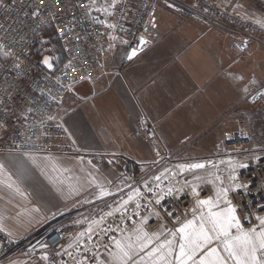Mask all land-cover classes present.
<instances>
[{
  "label": "built area",
  "instance_id": "built-area-1",
  "mask_svg": "<svg viewBox=\"0 0 264 264\" xmlns=\"http://www.w3.org/2000/svg\"><path fill=\"white\" fill-rule=\"evenodd\" d=\"M33 2L34 0H23L22 7L20 0H17L14 5L11 4V0H5L7 6H0V24H3L5 28L20 27L16 21L18 18H23L22 11H28L27 5ZM55 2L56 0H47L49 7L41 12L40 17L23 18L24 26L20 29L19 35L25 36L24 42L15 43L11 38L0 39V42L7 46L5 51L10 49L13 53V55L5 56L0 52V109L5 107L8 109L6 113L0 111V121L7 125L6 128L0 129V153L10 152V149L18 146L19 152L83 154L84 151L78 146L64 123V116L59 112L63 97L73 91L76 86L102 77L109 84L112 74L120 72V67L113 65V48L116 47L117 53L123 54L127 61L129 48L137 47L141 36L151 41V37L158 35L150 23L156 15L157 7L163 5L182 12L186 18L198 20L208 29L215 26L223 27L231 37L230 48L236 54L246 52L256 42L264 44V27L210 0H122L111 17H105L103 13L95 10L87 13L76 7L82 0H63L64 8L62 9L59 6L53 7ZM102 3L104 0H98L97 6ZM53 12L56 13L55 18H53ZM92 16L107 19L108 22L115 23L117 27L108 29L98 25L92 21ZM73 17H75L74 27L61 36L57 29L67 27ZM3 35L4 33L0 31V38ZM12 35L17 34L13 32ZM110 35H115L117 39L112 41ZM41 39L45 43L41 44ZM124 40L128 43L121 42ZM109 44L114 46L109 48ZM46 55L53 57L54 68L51 70L41 63ZM16 57L23 62L19 70L14 67L19 62ZM69 61L77 71L73 72L64 67ZM262 94H264V84L257 89L253 97L258 100ZM29 108L33 111L28 112ZM48 116L54 119L48 120ZM234 119L235 129L226 138L217 142V152L214 156L186 161V164L196 162L206 164L205 169L194 170L191 173L200 175L199 173L211 168L216 170V175L224 179L225 183L228 182L226 181L229 164L227 159L232 155L248 154L253 148L254 140L251 117L237 115ZM41 121L44 123L41 124ZM137 133L145 141H151L155 136V127L147 117L143 116L137 124ZM152 153L153 159L143 164L161 160H170L172 163L169 172L165 173L167 178L162 177L159 182L151 179L155 176H150L146 180L142 179L143 181L138 180L135 171L138 162L123 152L113 154L121 167L116 180L126 179V183L121 188L129 189L128 185L133 187L139 184L145 196L154 199L143 186V182L148 181L149 187H153L156 191L159 190L156 189V184L159 183L161 189L169 186L174 189L183 188L182 193L174 192L171 197L165 196L161 204L156 206L148 205L147 200L140 197L141 208L138 210L140 216L135 215L137 210L134 207V201L128 205L126 213L106 216L104 222L95 227L92 240L89 241L86 235L81 238L83 243L73 240L74 234L70 233L66 225L71 219V213L64 211L22 236L15 237L0 230V264H53V262L61 264V261L74 264L75 260L83 259L84 256L91 259L94 252H99L103 258L107 254L103 245L113 247L110 237L118 238L128 233L139 223L141 216H149V231L157 230L166 220L165 218L167 220H177V217L183 219L184 213H187V218H191L189 210L194 206V197L191 195L190 186H184L185 180L193 181V178L187 177L190 172H180L173 164L174 154L160 143L152 147ZM251 157L243 156L231 161L233 167L239 164L248 165L247 168L235 167V173L241 182L251 181L249 191L240 190L233 196V202L243 206L244 215H247L249 210L256 213L257 203L261 204L264 201V154L255 151ZM208 161L212 164H208ZM213 164L216 167H213ZM197 190L200 192L201 199L212 196L215 191L208 182H203ZM164 209L171 211L173 215L166 216ZM153 211H160V216L152 215ZM107 212L109 210H105L103 215ZM109 227L113 231L105 234L102 229ZM45 244L48 246L46 249L41 247ZM68 245L72 247L69 248ZM85 246L90 249L87 253L84 252ZM77 247L80 248L79 252ZM45 252L48 260L41 258ZM68 252L72 253L71 257L67 254Z\"/></svg>",
  "mask_w": 264,
  "mask_h": 264
},
{
  "label": "crops",
  "instance_id": "crops-1",
  "mask_svg": "<svg viewBox=\"0 0 264 264\" xmlns=\"http://www.w3.org/2000/svg\"><path fill=\"white\" fill-rule=\"evenodd\" d=\"M210 1L256 23L264 22V0ZM154 22L156 27L152 28L158 35L150 38L147 48L136 58L125 61L124 55L113 48V65L120 67V72L112 74L109 84L103 77L80 84L63 97L59 106L83 156L105 165L102 169L86 167L82 172L92 173V169L98 188L102 184L111 188L121 182L116 180L121 167L114 153L134 158L138 162L136 173L144 171L143 162L153 159L152 147L156 143L174 154L176 167L193 158L214 156L217 142L235 129L234 118L248 114L251 117V113H245L246 99L252 107L249 98L264 83L263 43L256 42L246 52L236 54L223 27L208 29L198 20L163 5L156 8ZM143 116L155 127L151 141L137 133ZM23 153L4 152L0 157L13 159L24 157ZM30 154L38 161H44L40 157L46 156L63 158L54 157V153ZM41 168L48 179L54 174L66 180L67 189H79V195L71 197L63 191L54 200L49 188L42 189L31 182L28 187L39 193L34 197L21 174L9 171L20 192L9 188L8 181L0 185V230L15 237L28 234L63 212L61 206L84 200L91 189L88 183L84 187L76 185L75 177L62 166L56 171ZM41 168L28 161L23 162V170H15H34L41 178ZM85 176L90 178L86 173Z\"/></svg>",
  "mask_w": 264,
  "mask_h": 264
},
{
  "label": "snow or ice",
  "instance_id": "snow-or-ice-1",
  "mask_svg": "<svg viewBox=\"0 0 264 264\" xmlns=\"http://www.w3.org/2000/svg\"><path fill=\"white\" fill-rule=\"evenodd\" d=\"M122 0H104V3L98 4V0H82L81 3L77 4L76 7L83 9L85 12L90 13L95 10L98 13H103L105 17H111L117 7L120 5ZM17 0H11V4H16ZM20 4L23 5V0H20ZM0 6H7L5 0H0ZM55 6L59 8H64L63 0H56ZM174 6V5H173ZM49 4L47 0H34L33 3L27 5L28 11H22L23 18H36L40 17L41 12L47 10ZM53 18H55L56 13L53 12ZM18 18L16 21L20 27L12 28L9 26L5 28L3 24H0V31L4 33L3 37L0 39L11 40L15 43H22L25 40L24 35H19L20 29L24 26V19ZM42 19V18H41ZM92 21L98 25H103L108 29H116L117 25L115 23L108 22L107 19H101L98 16H92ZM73 17L72 21H69L67 27L58 28L57 31L61 36L65 35L67 31L72 30L74 27ZM155 17L150 21L152 27H156ZM262 27H264V22L257 21ZM35 31V29H32ZM15 32L17 35L13 36L12 33ZM18 36V39H17ZM77 38V37H74ZM110 39L115 41L117 37L115 35H110ZM127 44L128 41H121ZM41 44L45 43L43 39L40 41ZM150 41L146 40L143 36L139 38V47L133 48L131 53L128 55V59L131 60L135 57L138 51H142L143 47L149 44ZM246 43V42H245ZM114 45L109 44V48ZM6 44L0 42V52L5 56L13 55L11 50L6 49ZM19 61V57H16ZM22 61H19L14 65L16 69H21ZM41 63L46 66L47 69L51 70L54 68L53 57L44 56ZM66 69H71V71H77L71 61H69L64 66ZM19 76V73H18ZM90 78V77H82ZM59 79V78H57ZM75 79V78H74ZM255 83V81H252ZM71 90V85L68 86ZM43 91V90H41ZM247 91V88H245ZM255 99V97H253ZM0 111L7 112V107L0 109ZM28 112H32L33 109H27ZM54 117L48 116V120H53ZM44 121H41L43 124ZM5 122L0 121V129L6 128ZM62 127V125H58ZM67 131V129H65ZM15 143V141H13ZM10 152H19V147L10 149ZM27 158L28 161L37 168H41V164L38 162L34 155L28 152L22 154ZM44 159L50 160V156L44 157ZM13 162V161H10ZM91 163V161H89ZM212 164L211 161L207 162ZM216 167V165H212ZM19 167L23 170V162H19ZM93 167H95L93 165ZM180 172H194V170H201L206 168V164L202 162L190 163V164H180L177 166ZM235 167L247 168V164H239ZM235 167H233L232 173L227 178V183L219 175L215 173H209L210 177L213 179L205 181V178L199 175L193 176V181H184V186L191 188V195L194 197V206L189 210L191 212V218H187V213H184L183 219L177 217L178 227L169 229L164 225H160L157 230H148L149 216H141L140 221L136 224L130 232L127 234H122L120 238L115 236L110 237L112 248L108 245H103L107 250V257L101 258L99 252H94L91 259L88 256H84L83 259L75 260L74 264H264V215H257L254 211L249 210L247 215H244V208L242 205L233 202L234 194H237L240 190L245 192L249 191V184L241 182L238 175L235 173ZM43 172L44 169L41 168ZM53 171H56L55 166H53ZM67 171V169H64ZM169 172V169H164L162 173L152 177L151 179L155 182L161 181L162 177H165V173ZM91 176V174H89ZM0 177H7L8 187L13 188L17 192H20L18 186L12 181L11 174L8 172L6 164L4 161L0 160ZM167 178V177H165ZM52 180V177H49ZM195 181L208 182L215 186V191L212 196L206 199L200 198V192L197 190L198 185ZM94 182V178H93ZM143 186L147 193L152 194L154 199H151L141 191L140 187H132L128 185L131 189L129 191L127 198L122 199L117 206L104 215L100 216L97 220H92L86 232H80L76 236V241H80L82 237L87 235L89 241L92 240V234L95 231L94 225H101L105 217L112 216L114 213H126L128 205L135 201L134 207L137 210L135 212L136 216H140L139 209L141 208V203L139 198L144 197L147 200L148 205H160L161 201L165 199V196L171 197L176 193H182L183 188L174 189V187H167L161 189L159 183L156 184V189L149 187L148 181L143 182ZM119 191V189H118ZM111 195L103 186H100V196ZM256 207L264 212V204L257 203ZM164 214L171 217L173 213L164 209ZM152 215L160 216V211H153ZM254 216L257 221L249 227H245L244 222L250 220ZM127 218V217H125ZM106 234L112 232L111 227L107 229H102ZM42 248H47L48 246L41 245ZM69 248L72 245H68ZM90 249L87 246L84 248V252L87 253ZM80 248L77 247V252ZM70 257L71 252L67 253ZM44 260H48V255L45 254L41 257ZM54 264V262H53ZM61 264H66L65 261H61Z\"/></svg>",
  "mask_w": 264,
  "mask_h": 264
},
{
  "label": "rangeland",
  "instance_id": "rangeland-1",
  "mask_svg": "<svg viewBox=\"0 0 264 264\" xmlns=\"http://www.w3.org/2000/svg\"><path fill=\"white\" fill-rule=\"evenodd\" d=\"M249 99L251 100V102H253V105H251L252 107H250L249 102L246 99L245 113L246 114L251 113L252 131L254 134V140H253V148L250 149L251 151L248 152V154H244L243 156L251 157L253 156V153L255 151L264 154V101H263L264 94H262L258 100L253 99V95ZM52 155L54 157L60 156L63 158H50V160L46 161L44 157H40L41 160H44V161H38V162L41 164V166L48 167V168H53V166H55V168L62 166L63 168L67 169V172H69V175L75 177L74 182L76 185L78 184V186L84 187V186H88L86 183L91 184L90 185L91 189L84 196L83 198L84 200H82L79 203L74 202L73 204L61 206L64 211L71 213V219L67 221L66 225L70 233L74 234L73 240H75L78 233L86 232L89 226V223L92 220L99 219L100 216L103 215V212L105 210L112 211L122 199H126L131 189L130 188L129 189L120 188L121 185L126 183V179H123L121 180L120 183L113 184L111 188H108L109 184H102V186L107 191H109L111 195L100 196V188H98L97 183L93 182V172L94 171L92 169L90 170L92 173H88L85 171L86 175H88L90 178H86L85 173L83 174L82 172L86 170V167H91L93 169L94 168L102 169L105 166L104 164L102 165L99 164V162H97L95 159L85 158L83 156L84 154L82 153H75V154L54 153ZM243 156L232 155L231 157L227 159L229 161V164L227 168L228 174L226 175V181H227L228 176L233 171V165L231 161L233 159L242 158ZM69 158L71 160H69ZM0 160L5 162L8 172L11 171L15 173L16 176L21 174V179L23 180V182L26 183L27 187H28V184L32 182L34 184H37L39 188H42V189L49 188L48 190L51 191V196L54 200H58L60 198L58 194H61L63 191H66L67 194L71 197H76L80 193L79 189L76 190V189H73L72 187L67 189V186H65L67 185L66 183L67 181L66 180L62 181L58 176L54 174H51L52 176L49 175L53 179V180H49L48 177L42 171H41V175L43 176L41 178H40V175H37L36 171L34 170L33 172H30V173H21L19 170L16 169L17 170L16 172L15 168L19 167L18 165L19 161L28 162L26 157H18V158H13V159L11 158L3 159L0 157ZM10 161H13L12 166L9 164ZM89 161H91V163H89ZM250 162L251 163L253 162L252 157L250 158ZM186 163L187 162H185L184 164ZM93 165L95 167H93ZM145 165L146 167L142 173H136L138 180L141 179V181H143L149 178L150 176L159 175L160 173L164 171V169L166 168L170 169L171 168L170 166L172 165V163L170 162V160H166V161L161 160L158 162H151ZM135 171H136V168H135ZM210 172L216 174V170L210 168V169L204 170L203 172L199 173L200 174L199 176L204 177L205 181L213 179L214 177L209 176ZM89 174H91V176ZM194 175L196 174H193L190 172V174H188L187 177L193 178ZM39 178L41 179L40 182L36 183V179H39ZM6 181H7V177H0V185H2V183ZM196 184L200 186L202 182L196 181ZM211 185L213 189L215 190V186L213 184ZM133 187H139V184ZM28 189L32 193L33 196L35 195L34 197L39 196V193L36 192L37 191L36 189H32L31 187H28ZM256 214L264 215V212H261L260 209L258 208ZM165 219L166 220H164L160 225H164L169 229L179 226L177 223V220L175 219L167 220V218ZM27 220H30V219H27ZM244 223H247V221H245ZM95 227L96 226L94 225V228ZM120 237L121 235L118 238ZM105 257H107V254Z\"/></svg>",
  "mask_w": 264,
  "mask_h": 264
},
{
  "label": "water",
  "instance_id": "water-1",
  "mask_svg": "<svg viewBox=\"0 0 264 264\" xmlns=\"http://www.w3.org/2000/svg\"><path fill=\"white\" fill-rule=\"evenodd\" d=\"M146 40H148V38H146V37H144ZM149 41V40H148ZM147 46H148V44L146 45V46H144L143 47V50L145 49V48H147ZM139 47V44H138V46L137 47H131V48H129V50H128V53H127V59H128V55L131 53V50L133 49V48H138ZM142 50V51H143ZM142 51H138V53H137V55L135 56V57H133L132 59H134V58H136ZM129 60V59H128Z\"/></svg>",
  "mask_w": 264,
  "mask_h": 264
},
{
  "label": "bare ground",
  "instance_id": "bare-ground-1",
  "mask_svg": "<svg viewBox=\"0 0 264 264\" xmlns=\"http://www.w3.org/2000/svg\"><path fill=\"white\" fill-rule=\"evenodd\" d=\"M261 204H264V201ZM255 221H256L255 217H253L251 220H247V223H244V225H245V227H249V226L255 224Z\"/></svg>",
  "mask_w": 264,
  "mask_h": 264
}]
</instances>
